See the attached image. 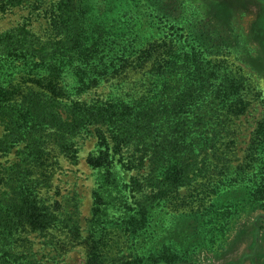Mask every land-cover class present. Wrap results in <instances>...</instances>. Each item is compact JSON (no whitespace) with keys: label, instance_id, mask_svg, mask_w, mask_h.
Masks as SVG:
<instances>
[{"label":"trees","instance_id":"1","mask_svg":"<svg viewBox=\"0 0 264 264\" xmlns=\"http://www.w3.org/2000/svg\"><path fill=\"white\" fill-rule=\"evenodd\" d=\"M104 1L100 9V0H0V18L28 11L0 32V264H47L31 238H54L50 231L63 225L78 241V223L48 195L61 161L76 163L78 140L88 137L97 140L87 161L98 183L81 237L85 264H199L189 260V238L203 233L205 221L191 214L183 217L194 231L165 227L154 239L158 248L128 252L122 239L155 236L152 210L176 217L170 207L177 190L210 178L208 149L219 142L224 119L239 114L240 87L232 78L218 81L212 63L229 38L197 19L173 37L140 34L143 18L151 16L153 28V15H165L158 2L132 0L116 14ZM39 20L48 26L41 34L34 29ZM136 75L141 79L129 85ZM107 85V95L97 93ZM211 128L214 136L207 135ZM255 142L248 165L262 173L253 203L264 199V154L257 153L264 151L263 130ZM126 172H136L129 182ZM218 180L199 193L219 195ZM122 185L141 198L121 200Z\"/></svg>","mask_w":264,"mask_h":264},{"label":"rangeland","instance_id":"2","mask_svg":"<svg viewBox=\"0 0 264 264\" xmlns=\"http://www.w3.org/2000/svg\"><path fill=\"white\" fill-rule=\"evenodd\" d=\"M152 1L162 6L165 15H153L151 24L157 23L153 28L148 26L151 16L143 18L140 34L173 37L178 34L177 29L197 19L199 22H210L214 29L219 27L221 34L229 38L224 51L213 57L212 63L219 65V68L215 69L219 70L216 76L218 81L227 83L232 78L236 86L240 87L236 91L237 103L234 104L238 107L239 114L229 115L224 119L219 142L215 148L208 149L210 178L193 182L175 193V203L171 204L170 209L177 214L176 217H169L163 209L159 214L157 210L160 209L155 207L152 210L155 215L151 230L155 236L151 237L149 232L144 235L137 233L131 241L126 237L122 239L123 245L128 252L130 246L138 247L141 252L150 247L158 248L159 245L154 244V239L163 238L161 236L165 227L176 225L188 228L192 223L186 221L183 216L191 214L205 221L199 226L203 233L197 238L196 235L189 238L193 252L189 258L191 262L264 264V199L253 203L251 198L252 191L259 185L257 177L262 171L258 170L257 166L248 165L259 131H264V0ZM109 2L116 14L124 12L127 2L132 4V0ZM104 5L105 1L100 0L99 8L103 9ZM26 16L27 10L17 9L0 18V32L15 26ZM87 23L92 25L94 21ZM47 27L46 22L42 20L34 23V29L39 34L45 32ZM139 79L141 75L133 76L129 85ZM225 86L227 85H224V88ZM110 89L107 85L97 93L107 95ZM230 103L231 99L227 107ZM211 124L214 125V121H211ZM207 135L214 136V129L211 128ZM96 144L94 137L78 140L76 163L65 159L61 161V168L56 172L53 188L48 195L51 203L61 205L63 212L69 211L68 214L78 223V241L72 238L69 229L64 228V225L60 231H50L55 235L54 238L33 236L32 250L38 260L47 264L86 263L88 244H83L81 237L88 234V220L91 218L94 202L93 191L98 183L97 170L89 166L87 158L96 149ZM257 153L263 155L264 151L258 150ZM9 159L15 160L14 155ZM125 174L124 179L129 182L131 175L136 172ZM216 179H219L218 184L223 192L219 195L215 191L205 195L199 193V188L203 185L208 187L206 191L212 189ZM121 187V200L134 203L136 199L141 198L138 191L124 185ZM66 219L70 220V217ZM192 230L194 231V228ZM219 231L224 233L223 239L218 238Z\"/></svg>","mask_w":264,"mask_h":264}]
</instances>
